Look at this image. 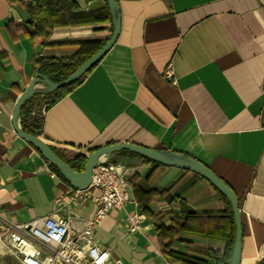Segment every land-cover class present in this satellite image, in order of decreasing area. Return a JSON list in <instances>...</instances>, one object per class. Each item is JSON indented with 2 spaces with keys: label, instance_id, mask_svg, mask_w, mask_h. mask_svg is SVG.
<instances>
[{
  "label": "crops",
  "instance_id": "obj_1",
  "mask_svg": "<svg viewBox=\"0 0 264 264\" xmlns=\"http://www.w3.org/2000/svg\"><path fill=\"white\" fill-rule=\"evenodd\" d=\"M26 1L0 0V235L7 226L51 213L82 229L98 207L90 197L96 191L74 189L13 129L15 103L37 72L38 58L77 50L29 38ZM75 1L83 12L107 6L106 0ZM117 3L121 29L114 45L54 103L48 105L54 92L37 96L27 107L30 114L19 118L20 126L35 130L38 125V136L75 165V154L87 156L118 142L199 160L237 195L243 227L239 264H256L264 258V0ZM110 25L107 19L59 26L50 38L106 35ZM102 27L105 31L95 32ZM169 63L174 81L163 75ZM132 153L100 158L115 164L130 185V200L110 209L94 232L95 241L111 252L106 264L118 259L121 264H197L180 255H190L180 243L167 249L170 239L156 231L162 224L174 234L178 201L184 203L187 224L215 233L200 243L208 252L202 258L224 262L233 248L230 204L199 174L144 162ZM145 185L167 189L145 199L150 214L141 212L137 199ZM128 215L138 216L136 231L130 230ZM0 264L22 263L0 244Z\"/></svg>",
  "mask_w": 264,
  "mask_h": 264
},
{
  "label": "trees",
  "instance_id": "obj_2",
  "mask_svg": "<svg viewBox=\"0 0 264 264\" xmlns=\"http://www.w3.org/2000/svg\"><path fill=\"white\" fill-rule=\"evenodd\" d=\"M7 1L11 4H14L20 2L21 0ZM25 12L28 16L26 24L29 38H42V44L45 46H59L68 44L77 47L76 52L66 57L48 56L38 58L39 63L37 66V71L46 75L53 82H59L63 80L78 66H80L88 57L95 54L108 41L113 29L112 19L107 6L105 8L83 12L79 10V6L75 0H27L25 4ZM107 19L110 20L111 25L110 32L106 35L96 34L93 36L81 38H65L62 40H55L50 38L52 30L55 27L77 25L89 22H103ZM102 31H105L104 27L95 29V32ZM82 78L83 77L66 87L56 90L54 92L53 98L48 102V105L54 103L59 98L63 97L65 93L69 91L74 85L79 83ZM37 96L38 95L33 96L23 106L20 113V117L22 120L30 114V111L27 107ZM23 129L29 134H34L38 136V131L36 130L38 129V125L36 126L35 130L27 129L25 127H23ZM53 150L57 153L54 148ZM132 154L137 156L140 160L144 162L151 161L157 163L152 159L144 157L142 155L136 153ZM57 155L75 170H83L86 156L80 153L75 154V158L79 160V165H75L64 159L58 153ZM52 166L58 174H61L60 171L54 165ZM216 190L229 204L224 194L218 189ZM165 191H167V189L150 188L146 185L140 186L139 191L137 190V194L139 196H137V199L141 212L150 214L149 208L144 205L145 199L149 198L153 194H156L157 192L163 193ZM178 202L180 204L179 212L175 215L173 219V225L175 230L174 234L171 235L169 230L162 224L156 226L157 233L159 235L161 233H164L170 239L165 245L167 249H169L175 243H180L183 246L184 250L192 256L179 253L180 255L191 258V260L197 264H211L207 262L204 258H202L206 256L208 252L207 249L200 243H204V241L209 239V237H211L212 235L215 236L214 231L187 224L185 222L186 211L184 210V203L182 201ZM185 241H189L190 243H186ZM233 242L234 232H232L231 240L229 242V245L231 247L233 246ZM231 250L232 248L230 249V252L228 253L226 259L229 258ZM213 257L217 260L216 256ZM256 264H264V258Z\"/></svg>",
  "mask_w": 264,
  "mask_h": 264
},
{
  "label": "built area",
  "instance_id": "obj_3",
  "mask_svg": "<svg viewBox=\"0 0 264 264\" xmlns=\"http://www.w3.org/2000/svg\"><path fill=\"white\" fill-rule=\"evenodd\" d=\"M163 75L174 81L171 63ZM96 191L90 197L97 204L94 216L82 229H72L69 219L56 213L5 227L0 244L15 254L22 264H106L111 252L94 239L95 229L106 218L108 211L120 208L130 200V185L116 165L99 161L92 170V181L86 189ZM137 215H128L130 230H137ZM117 264L121 261L116 260Z\"/></svg>",
  "mask_w": 264,
  "mask_h": 264
},
{
  "label": "water",
  "instance_id": "obj_4",
  "mask_svg": "<svg viewBox=\"0 0 264 264\" xmlns=\"http://www.w3.org/2000/svg\"><path fill=\"white\" fill-rule=\"evenodd\" d=\"M106 3L112 19L113 27L108 41L95 54L88 57L72 73L59 82H53L46 75L38 71L35 72L29 85L20 94L15 103L12 113L13 129L21 138L30 143L37 151H39V153L50 164L54 165L76 190H85L90 186L92 181V170L98 164L102 156L122 150H128L150 158L159 164L175 166L199 174L209 181L216 189L221 191L231 206L234 222V242L229 258L222 263L239 264L243 239L242 214L239 208V200L232 188L204 163L191 156L183 155L179 152L147 148L145 146L131 142H118L101 146L90 152L86 156L83 170L77 171L67 164L62 158H60L53 150L52 146L46 143L42 138L37 135L25 132L20 126V113L23 106L29 99L35 95H43L55 92L60 88L74 83L83 77L93 66H95L114 45L121 29V16L117 0H106ZM39 84H42L43 88H39Z\"/></svg>",
  "mask_w": 264,
  "mask_h": 264
},
{
  "label": "rangeland",
  "instance_id": "obj_5",
  "mask_svg": "<svg viewBox=\"0 0 264 264\" xmlns=\"http://www.w3.org/2000/svg\"><path fill=\"white\" fill-rule=\"evenodd\" d=\"M39 96V95H38Z\"/></svg>",
  "mask_w": 264,
  "mask_h": 264
}]
</instances>
